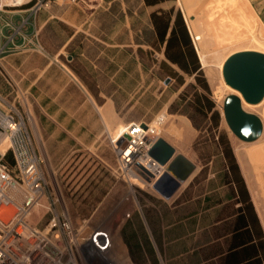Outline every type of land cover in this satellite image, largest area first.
<instances>
[{
  "label": "rangeland",
  "instance_id": "1",
  "mask_svg": "<svg viewBox=\"0 0 264 264\" xmlns=\"http://www.w3.org/2000/svg\"><path fill=\"white\" fill-rule=\"evenodd\" d=\"M192 1L36 0L29 16L20 11L22 17L9 19L11 23L8 16L3 18V28L12 26L13 43L22 38L23 47L11 49L8 31L2 36L0 108L14 105L23 117L46 180L42 200L46 207L39 217L31 216L32 223L43 228L52 211H65L82 237L91 229H103L105 218L122 209L128 191V174L119 163L111 132L119 123L148 125L164 112L174 123L178 118L190 122L184 141L188 155L165 140L195 168L170 198L160 194L155 183L150 189L133 185L138 203L122 212L125 217L117 234L131 264H232V227L240 214L252 226L264 264V230L232 142L256 139H239L226 122L223 102L230 93H225L223 63L219 68L209 51L210 62L202 65L198 32L188 28L196 18L188 9ZM208 1L209 14L216 2ZM235 2L230 6L221 0L214 7V19L225 12L236 15V7L249 5L248 0ZM177 12L199 63L193 73L168 58L166 41L156 33L169 18L167 38ZM207 17L209 25L212 18ZM254 22L251 29L256 33ZM167 51L173 54L175 48ZM260 118L263 122L264 109ZM99 241L95 244L101 245ZM109 249L113 251L106 255ZM93 257L99 263L108 264L112 258V264H124L114 242Z\"/></svg>",
  "mask_w": 264,
  "mask_h": 264
},
{
  "label": "built area",
  "instance_id": "2",
  "mask_svg": "<svg viewBox=\"0 0 264 264\" xmlns=\"http://www.w3.org/2000/svg\"><path fill=\"white\" fill-rule=\"evenodd\" d=\"M12 47L22 48L23 41L12 43ZM4 105L0 108V264H107L93 257V253L105 251L103 237L107 230L95 237L96 231L91 229L82 237L65 211H52L43 228L31 222L34 206L46 195V180L23 117L14 105ZM144 126L131 123L122 131L118 152L121 165L131 164L144 150L149 157L151 144L144 140ZM7 152L11 153L15 171L6 160ZM91 238H99L102 244H95L96 240L94 246H88L86 241ZM83 241L85 246L80 244Z\"/></svg>",
  "mask_w": 264,
  "mask_h": 264
},
{
  "label": "bare ground",
  "instance_id": "3",
  "mask_svg": "<svg viewBox=\"0 0 264 264\" xmlns=\"http://www.w3.org/2000/svg\"><path fill=\"white\" fill-rule=\"evenodd\" d=\"M248 9H249L248 6H246L245 9L243 8L237 9L236 11L239 12H236L237 14L232 16L230 23L226 24L222 28H219L216 32H212L207 29L205 21L202 18V15H196V18L191 21L190 23L191 30L193 32H198V34H200V37L196 40V42H197V51L203 66L209 64L210 62L207 56L209 51H211L210 53H212L211 55L213 61L218 60L220 62L219 68H221V65L225 61V59L235 51L244 50V49H254L264 52L263 28L260 25L259 21L256 19V17L253 15V13L247 11ZM253 22L254 24L255 23L258 24V25L255 24L257 26L256 33L252 31L254 29H251L252 28L251 23ZM240 27H242V29H238ZM225 88H226L225 91L226 94L236 93L240 95L239 92H237L227 84ZM221 102H223V100ZM242 106L243 108H245V110L254 112L260 117H262L263 109H264V97L261 102L255 105L249 104L242 99ZM106 114L109 113L107 112ZM169 117L170 116H168L163 112L158 117H156V119L153 120V122L146 125L147 127L144 130V135H145L144 140L150 141L151 144L155 142L158 138L168 139L172 141V143L176 147L180 148V150L184 152V154L188 155L189 151L187 150L185 145L186 142L184 141H186L187 139L186 136L189 133L190 122L188 123L187 119L185 118H178L177 121L178 123L176 121L174 123V121H169L170 119ZM114 121L113 122L111 121L110 123L113 124ZM116 125H117L116 130L111 132V137L113 144L115 145V148L119 152L123 137L122 131L124 130L126 125H123L122 123ZM112 130H113V126H112ZM232 142H233V149L236 160L239 164L241 173L250 191L251 199L254 203L257 215L264 230V121H263L262 133L255 141H252L250 143H245L240 141L238 142L233 138ZM121 166L124 169V171L128 174L127 176L128 180H126L127 178L125 179L128 182L127 184L128 191L126 192L123 198L124 205L121 207L122 209L120 211L115 212L112 216L109 215L105 218V220L107 221L104 222L103 229L99 228L96 231L95 237H99V235H102L103 232H105L104 228H107V231L105 232V235L107 236L103 237V243L106 244V248L104 249H107L108 244L111 242H114V244L117 243V245L119 246V248L123 253L124 264H131L130 262L131 260L128 259V257L126 256L127 255L126 248L124 247V245H122L121 240L120 238H118L117 235L119 234L118 233V231L120 230L119 228L122 222L124 221V217H125L124 214L122 215V212L131 210V207L138 203L137 202L138 200H136V197L134 195L135 188L133 187V185L142 184L143 186L150 189L152 185L156 182V180L163 174V172L165 171V167L160 166L154 160L149 158L147 156L146 150H144L143 155H139L137 158H133L131 164L121 165ZM123 169H121L122 170L121 173H124ZM135 170L139 171L143 176L147 177L150 180V182L147 183L144 180H142L139 177V175L135 173L136 172ZM150 176H152V178ZM190 177L191 176H189V178L184 183H182L181 188H183L186 185ZM44 207H46L44 201H39L33 208V214L34 215L36 214L39 217L41 213L40 210ZM100 237L102 238V236ZM96 240H94V238H91V241L88 243L86 241V244L88 246L89 245L94 246L95 245L94 241ZM80 244L81 246H85V241L81 242ZM109 250L110 252L108 251L106 255L111 254V252L113 251V249H109ZM111 260L113 261V259L110 258L109 260L110 263L108 264H112Z\"/></svg>",
  "mask_w": 264,
  "mask_h": 264
},
{
  "label": "water",
  "instance_id": "4",
  "mask_svg": "<svg viewBox=\"0 0 264 264\" xmlns=\"http://www.w3.org/2000/svg\"><path fill=\"white\" fill-rule=\"evenodd\" d=\"M221 72L224 82L240 93H230L223 102V113L229 128L241 140L257 139L263 130L262 119L245 111L242 99L249 104H257L264 97V52L254 49L235 51L223 62ZM148 155L165 167L154 184L165 198L172 197L195 168L185 156L176 154L174 147L163 138L151 143Z\"/></svg>",
  "mask_w": 264,
  "mask_h": 264
},
{
  "label": "trees",
  "instance_id": "5",
  "mask_svg": "<svg viewBox=\"0 0 264 264\" xmlns=\"http://www.w3.org/2000/svg\"><path fill=\"white\" fill-rule=\"evenodd\" d=\"M32 3L33 2H30L29 4ZM169 22L170 19L167 18L162 28L156 29L158 39L162 42L166 41V55L172 62H176L185 72L193 73L198 71L199 63L195 57L189 33L181 14L179 12L176 13L169 36L166 38ZM169 47L175 48L173 54L168 53L167 50ZM176 56L189 57L190 60L178 61ZM8 159L13 163L10 152H7L6 154V160ZM236 219V223L232 227L235 242L229 246V249L233 252L232 264H261L256 237L249 220H247L245 214L238 215Z\"/></svg>",
  "mask_w": 264,
  "mask_h": 264
},
{
  "label": "crops",
  "instance_id": "6",
  "mask_svg": "<svg viewBox=\"0 0 264 264\" xmlns=\"http://www.w3.org/2000/svg\"><path fill=\"white\" fill-rule=\"evenodd\" d=\"M36 0H0V28L3 26L1 25V21L4 17L8 16V21L11 23L9 19H12L13 17H22L20 14V11L25 12L26 16H29L31 14V7L34 4ZM208 0H193L191 3L188 4L189 12H194L196 15H202L203 20L205 21V24L207 26V29L212 32H216L219 28H222L227 24V21H231L232 14H228V12H225L226 15L222 14L220 18L215 20L214 18L217 17L216 11L214 10V7L218 4H220L221 0H215V5L211 6L210 13H206V9H208L207 4L209 5L211 1ZM228 1L229 5H234L236 0H225ZM30 2H33L32 4H29ZM249 2V8L250 12L253 13V15L256 17V19L259 21L260 25L262 26L264 30V0H248ZM221 5V4H220ZM230 5V6H231ZM237 6V5H236ZM213 8V10H212ZM236 10L239 9V7L235 8ZM211 19V23L208 25V17ZM207 18V19H206ZM76 28L75 32H77V25L74 26ZM189 30H191L189 25ZM12 26L9 25L8 29L3 28V35H0V44L2 43V36L5 37V33L8 31V47L13 43L11 36H12ZM74 32V33H75ZM200 37V34H198ZM72 37V36H71ZM70 37V38H71ZM23 40L22 38H18L16 40L17 43H21Z\"/></svg>",
  "mask_w": 264,
  "mask_h": 264
}]
</instances>
